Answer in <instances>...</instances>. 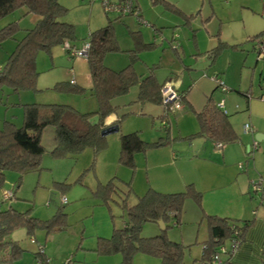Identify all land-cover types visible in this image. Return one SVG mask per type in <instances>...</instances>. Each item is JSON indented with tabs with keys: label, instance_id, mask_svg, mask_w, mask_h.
I'll return each instance as SVG.
<instances>
[{
	"label": "rangeland",
	"instance_id": "374dc122",
	"mask_svg": "<svg viewBox=\"0 0 264 264\" xmlns=\"http://www.w3.org/2000/svg\"><path fill=\"white\" fill-rule=\"evenodd\" d=\"M57 1L67 8L61 19L74 27L72 43L80 48L90 31L112 20L120 49L106 53L108 62L127 60L126 63H131L137 71H145L148 66H153L159 79L176 77L181 81V88L190 84L187 97L195 110L202 106L206 94L212 93L219 102L224 99L223 110L228 114L238 140L219 146L201 136L185 138L198 127L195 110L191 108L182 118H178L179 111L170 113L168 130H165L159 117L150 116L147 109L141 113L139 102H129L137 96L138 85L131 86L125 94L115 98V102L121 103L116 110L120 118L118 131L105 135L106 145L98 152L87 147L77 155H54V128L47 126L41 134L44 152L40 157V167L22 175L15 170L5 171L0 186V209L12 206L16 210H28L40 219H47L60 209L66 213L65 220L69 225L62 231L48 232L47 235H53L52 239H48L50 237L39 226L31 234L27 233L25 227L13 230L9 238L17 239L24 248L13 264H37L33 252L38 246L50 254L53 264H64L68 259V264H121L114 261V257H110L112 255H97L88 248L94 245L98 234L109 235L113 223L116 226L122 224L126 214L122 198L127 197V203L133 204L149 186L160 191L177 189L191 181L187 180L190 177L196 181V189L201 191L200 206L187 197L179 223L173 224V220H170L166 235L186 246L180 264H199L202 242L208 236L204 213H215V209L223 207L222 203L228 198L240 200V195L235 193L232 186V174L226 176L233 167L228 161H234V166H243V170L247 148L253 154L259 149L256 146L264 143V139L255 138L258 130L255 132L254 129L257 124L262 127L261 123L264 122V55H258L254 49L255 41L249 40L264 32V1L169 0L188 15L184 16L165 9L163 0L156 3L138 0L141 11L139 20L134 14H121L116 18V12H106L102 0ZM110 1L115 3L120 0ZM12 16L22 28L17 38L22 36L24 28L32 27L37 21L32 14L26 15L25 8L21 7L0 18V28ZM137 29L143 33L145 41L155 42L152 49L137 53L128 50L133 45L130 31ZM15 43L11 38L0 41V67ZM217 46L219 48L214 49L215 58L210 60L207 50ZM174 48H178V54L174 53ZM146 61L153 63L146 65ZM36 68V90L13 92L8 87L0 86V127L5 121L22 124L21 103H68L81 112L98 109L95 97L80 83L77 85L84 87L81 92L54 88L57 82H75V72L87 71L85 57L71 58L63 46L57 45L50 52H37ZM214 77L221 82L218 87L214 86L218 82ZM222 86L227 91L223 92ZM180 103H184L183 99ZM144 105L156 108L152 103ZM245 123L251 124L253 131H244ZM132 131H138L148 141L166 137V143L149 148L146 152H137L134 156L135 166L129 167L118 161L119 137ZM237 144H241L243 149V156L239 159L235 157V150L240 148L236 147ZM172 152H175V157H172ZM167 160L172 163H166ZM250 162L252 164L253 161L250 160L248 164ZM223 173L225 175L222 176ZM181 177L186 178L185 182L181 181ZM110 178L120 190L107 199L109 208L102 196L96 193V188L98 182L105 183ZM129 181L133 190L125 195L123 190ZM6 190H12L15 196L2 200V193ZM251 192L259 199L253 188ZM62 197L66 198V202L62 203ZM161 229L157 222L145 221L140 234L153 236L159 234ZM132 264L160 263L156 257L137 253Z\"/></svg>",
	"mask_w": 264,
	"mask_h": 264
},
{
	"label": "trees",
	"instance_id": "16d2710c",
	"mask_svg": "<svg viewBox=\"0 0 264 264\" xmlns=\"http://www.w3.org/2000/svg\"><path fill=\"white\" fill-rule=\"evenodd\" d=\"M163 5L165 9L184 15L169 1L163 0ZM21 7L25 8V13L32 12L38 15L35 24L24 28L20 38L16 36L22 28L16 20H11L0 28V41L7 38L16 41L4 65L0 67V86L8 87L13 92L37 89L36 54L39 50L50 52L54 46L61 45L70 54L72 49L79 48L72 43L75 37L73 25L61 19L67 8L60 2L57 0H0V18ZM120 16L121 14H118L116 18ZM130 35L133 40V48L129 50L130 52L137 53L155 46L153 42H145L138 30H131ZM249 40L255 41L254 49L257 51L256 42L264 41V32L250 37ZM85 41L89 42L85 56L91 77L89 93L97 100L98 109L81 112L68 103H21L22 124L15 125L5 121L0 127V186L3 184L6 170H15L22 175L40 167V157L44 152L41 134L47 126L54 128L52 153L56 156L77 155L87 147L98 152L105 147L106 139L101 134V130L110 125L105 122L108 115L116 113L118 105L114 104L113 100L125 94L133 85H138L136 102L162 104L166 109L165 112L170 110L169 104L162 102L160 88L164 82L156 79L153 66H148V74L141 76L131 63L117 70L105 65L106 53L120 49L112 20L90 31ZM215 48L219 47L207 51L210 60L215 58ZM217 85L220 84L217 82ZM54 88L72 92L84 90L83 87L71 82H57ZM179 95L183 99V95L181 93ZM246 96L248 97V93ZM165 112L161 115L162 118L167 116ZM195 117L198 129L186 135L185 138L201 136L219 146L238 140L228 120V114L211 96H207L201 110L195 111ZM119 121L120 118L115 120L116 123ZM163 128L168 130L166 125ZM165 139L166 137H160L148 141L143 139L138 131L120 134L118 161L123 165L134 167V156L137 152H146L149 148L158 147ZM250 153L251 151L248 154ZM126 184L127 188L123 190L125 195L133 190L130 181ZM117 190L120 188L113 178H110L105 183L98 182L96 193H99L108 204L107 199ZM258 195L260 198L264 197L260 193ZM201 196V191L196 189L194 183L187 182L184 187L175 191H160L149 186L133 204H128L127 197H123L122 205L126 214L122 224L116 226L113 223L110 234L107 236L97 235L90 250L101 256L119 255L121 264H132V259L137 253L156 257L160 264H180L186 246L179 241L169 239L166 229L170 226V220H173V224L179 223L183 202L187 197L192 198L200 206ZM204 216L208 226V236L202 242L199 264H229L231 255L234 253L230 251L233 240L238 249L253 219L246 220L214 213H204ZM65 217L66 213L60 209H57L48 219H40L31 215L28 210L20 211L12 206L0 209V264H13L24 251L17 239L9 238L13 230L25 227L27 233L31 234L33 229L39 226L45 230L46 234L52 230L61 231L69 225ZM158 220H162L164 224L159 234L148 237L140 234L145 221L157 222ZM31 240L34 242V239L31 238ZM220 246L225 247V251L220 253L221 262H213V254L219 250ZM39 247L34 252V257L40 259L43 264H50L44 249L40 250Z\"/></svg>",
	"mask_w": 264,
	"mask_h": 264
},
{
	"label": "crops",
	"instance_id": "0c3cea01",
	"mask_svg": "<svg viewBox=\"0 0 264 264\" xmlns=\"http://www.w3.org/2000/svg\"><path fill=\"white\" fill-rule=\"evenodd\" d=\"M134 1L136 2V5L140 9L138 0H134ZM166 1H169V0H166ZM169 2H171V1H169ZM153 3H156V2H153ZM180 10L182 11V9H180ZM182 12L184 13V16H188V15L185 14L184 11H182ZM140 13H141V11H140ZM25 14L26 15L32 14L33 15L32 17H34V18L36 17V19H38V15L35 14V13L29 12V13H25ZM14 18H15V16H12V18H10V21L13 20ZM137 30L140 31L139 29H137ZM140 33H141V31H140ZM142 34L143 33H141V35ZM145 42H153V43H155L154 41H145ZM76 46L79 47L78 45H76ZM132 48H133V45L130 46L128 48V50H130ZM150 49H152V48H150ZM174 53H176V54L179 53L178 48H174ZM137 56H138V54H137ZM71 58H73V57H71ZM74 58H76V57H74ZM85 60H86V58H85ZM104 61H105L104 63H105L106 66H108L109 68H112V69H116V70L117 69H121L124 66H126L127 64H129V63H126L127 60L123 61V59H118V60H115V61L112 60L111 61L112 63H110L104 57ZM120 62H122V63H120ZM146 62H148V61H146ZM119 63L121 65H116V64H119ZM151 63H153V62H151ZM151 63L148 62V63H146V65L147 64H151ZM135 71L141 76H144V75L148 74V72H149L148 69L145 70V71H137L135 69ZM153 73H154V76L156 77V79L158 81H160V82H167V81L170 82L171 85L174 87V89L176 91H178V93H181L183 95V102L184 103L183 104L180 103L179 107H177L174 110H171V111L169 110V111L165 112L166 109L163 107L162 104H154V105H156V108H154V107H149V106H145L144 105V103H151V102H144V103H140L139 102L141 104V106L139 108V110H141V111H139V112L142 113L145 109H147L148 112L147 111L146 112L148 114H150V116L155 117V115H156V117L160 118L162 126H164V125L168 126L167 125V121L168 122L170 121V117H171L170 113H174L175 111H179L180 112V115H179L180 117H178V118H182V117H185L184 113L187 110H189V108L195 110L193 104L191 103V101L187 97V92H188V90L190 88V84L186 88H181V81L179 79H177L176 77L165 76L163 79H159L154 71H153ZM214 78H216V77H214ZM74 79H75V82L74 81L73 82L69 81V82H71L73 84H76V85L78 83H80L82 86L88 88V90L90 91V88H91V77H90V74H89L88 70L87 71L83 70V72L82 71L75 72V78ZM214 86L218 87L217 83ZM136 91H137L136 94H138V89H136ZM222 91L225 92L227 90H222ZM207 96H211L215 100V95L213 97L212 93L206 94L202 106L198 110H195V111H199V110L202 109V107L205 104ZM136 98H137V96L132 98V99H130L129 102L135 101ZM221 99H223V98H221ZM216 102L219 103V101H216ZM114 103L117 104V105L121 104V103L115 102V98H114ZM223 107H224V99H223L222 109H223ZM164 112L167 113V116H164V118H162L161 115L164 114ZM144 114H146V113H144ZM117 118H119V117L116 115V113H111L110 115H108V117L106 118L105 122L111 125V124L116 123L115 120ZM116 124H118V123H116ZM261 125H262V127H260L257 124V127H256L257 129L255 127H254V129H255V132H256V130H258L257 133L259 134L261 139H264V122H262ZM197 129H198V127H197ZM192 130H195V129H191V131ZM117 131L118 130H116L114 132H117ZM185 132L189 133V131H185ZM165 143L166 142H163L162 145H164ZM236 147H240V148H238V150L237 149L235 150V154H236L235 157H237L238 159L242 158V156H243L242 145L241 144L240 145L237 144ZM257 147H259L258 151L256 153H253V154H251V153L248 154L249 151H251V150L247 148V150H246L247 154L244 157L245 161L247 160V162H244L245 165H244L243 170H241L243 166H239V164L234 166V161H228V163L232 164L233 167H232V171L231 170L228 171V175L226 173V176H229V175L232 174L231 175V178L233 179L232 186L235 187L234 188L235 193L240 195V197H239L240 200H238L236 198H233V199L228 198L225 202L222 203L223 207H219V209H215V213H214V214H218V215H221V216H229V217L246 219V220L251 219V218L253 219V222H252L251 226L248 228V230L246 232V236H245L244 241L240 244V247L236 250V252H234L231 255L229 264H264V197H261V198L259 197V199H258L251 192V188H252L251 187V185H252L251 182L252 181H256L261 176L262 177V183H264V143H262L260 146L257 145ZM231 153H232V151H230V154ZM239 153H241V154H239ZM233 154H234V152H233ZM171 155H172V157L176 156L175 152H172ZM250 160L253 161L252 164H251V162H250V164H248ZM165 162L166 163H169V162L172 163V161H170V160H167ZM223 175H225V173H223L222 176ZM190 178L191 179H187V180H191L189 182H193V183L196 182L193 177H190ZM185 180H186V178L181 177V181L182 182H185ZM187 182H185V183H187ZM199 184H202V182L199 183ZM177 189H180V188H177ZM177 189H171V190L161 189V190H163V191H172V190H177ZM256 195H258V194H256ZM213 212H211V213H213ZM98 235H106V234L105 233H100ZM46 236L50 237L48 239H52L53 238V235H47L46 234ZM88 249L90 250V247ZM34 252H33V258L35 260V263L43 264L40 261V259L34 257V255H35ZM44 252L46 253V255L48 257L49 263L53 264L50 254L49 253L47 254V251H45V250H44ZM61 256L64 257L65 254L62 253ZM110 257H114V261L116 260V262H119V260H120L119 255H112Z\"/></svg>",
	"mask_w": 264,
	"mask_h": 264
},
{
	"label": "built area",
	"instance_id": "2783aa9c",
	"mask_svg": "<svg viewBox=\"0 0 264 264\" xmlns=\"http://www.w3.org/2000/svg\"><path fill=\"white\" fill-rule=\"evenodd\" d=\"M104 4V8L106 12H116L117 14H126V13H131L136 15V18L139 20V16H141L139 8L136 6L134 0H120L118 2H111L110 0H102ZM264 1V0H262ZM89 48V42L85 41L83 42V45L78 48V49H72L70 51V56L71 57H85L87 55V50ZM256 48H257V53L258 55H264V41H257L256 42ZM218 81V84L221 85V82L219 79L215 78ZM222 90H226L227 88L225 86L221 87ZM161 95H162V102L169 104L170 110H174L180 105V95L179 93L174 89V87L171 85L170 82L165 83L161 89ZM220 107L223 106V100L218 103ZM244 131L251 130L253 131V127L251 124L245 123L243 125ZM219 145V144H217ZM252 188L264 195V183H262V178L257 179L256 181H252ZM13 197V191L12 190H6L5 192L2 193V200L10 199ZM62 203L66 202V198L62 197L61 199ZM40 250L43 249L42 246L39 247ZM237 249L236 247V242L233 240L231 246H230V251L235 252ZM225 251L224 246H220L219 250L213 254L212 261L213 262H221V257L220 253ZM70 259H68V262L66 261L64 264H68Z\"/></svg>",
	"mask_w": 264,
	"mask_h": 264
},
{
	"label": "water",
	"instance_id": "95a60500",
	"mask_svg": "<svg viewBox=\"0 0 264 264\" xmlns=\"http://www.w3.org/2000/svg\"><path fill=\"white\" fill-rule=\"evenodd\" d=\"M116 130H118V124L114 123V124L108 125L105 128H103L101 130V134L105 136V135H107L109 133H112V132H114ZM255 138L257 140H260L261 139V137L259 136L258 133H256V137ZM157 223L160 225V227H162V228L164 227V224H163V221L162 220H158Z\"/></svg>",
	"mask_w": 264,
	"mask_h": 264
}]
</instances>
